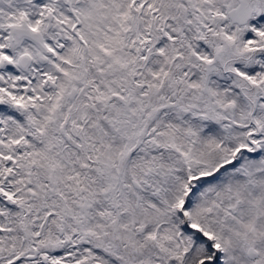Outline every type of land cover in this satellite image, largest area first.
Masks as SVG:
<instances>
[{"label": "snow or ice", "instance_id": "obj_1", "mask_svg": "<svg viewBox=\"0 0 264 264\" xmlns=\"http://www.w3.org/2000/svg\"><path fill=\"white\" fill-rule=\"evenodd\" d=\"M0 264H264V0H0Z\"/></svg>", "mask_w": 264, "mask_h": 264}]
</instances>
